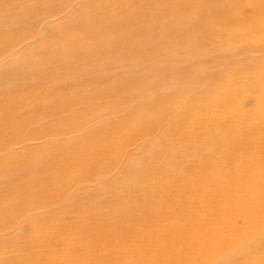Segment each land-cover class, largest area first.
Instances as JSON below:
<instances>
[{
    "label": "bare ground",
    "instance_id": "1",
    "mask_svg": "<svg viewBox=\"0 0 264 264\" xmlns=\"http://www.w3.org/2000/svg\"><path fill=\"white\" fill-rule=\"evenodd\" d=\"M262 18L264 0H0V264H264ZM22 43L60 58L17 75ZM139 68L175 75L85 117ZM162 94L186 100L173 119L137 117ZM133 118L166 164L127 185L134 150L111 143Z\"/></svg>",
    "mask_w": 264,
    "mask_h": 264
},
{
    "label": "rangeland",
    "instance_id": "2",
    "mask_svg": "<svg viewBox=\"0 0 264 264\" xmlns=\"http://www.w3.org/2000/svg\"><path fill=\"white\" fill-rule=\"evenodd\" d=\"M80 4H77L76 6H78ZM24 6H28L30 8L34 7L32 6L31 4L29 3H25ZM61 6L55 4L54 8L56 10H58ZM23 15H26L25 11L22 12ZM85 14V13H82V15ZM20 17H23L22 15ZM41 17V14H38L36 16H33L31 19H39ZM61 18H54L50 21H53L55 23H57ZM63 24H67L68 23V20L67 19H63ZM264 21V18L260 19L259 20V23L263 22ZM31 24V23H30ZM0 27H2V25L0 24ZM77 35H82L81 32H76V36ZM44 36V35H43ZM177 43V40L173 41V42H170V47H173L174 50H177V51H183L182 48H180L179 45L176 44ZM31 47L32 46H23V43L20 44L19 46H17L15 49H13L12 53L14 54H17L18 56H21V57H30L31 60H32V63L29 64V65H26V66H17L16 69H15V73L17 75H24L25 73L29 74L31 73L36 67H42V68H45L47 69L48 68V65L47 64V59L48 57H52L56 62L59 60V56H57V53H49V54H43V53H40V52H36V51H33L31 50ZM12 62H14V59L11 58L7 61H4V62H1L0 63V67H3V66H9ZM162 70V69H161ZM169 71V72H168ZM168 72L169 74H174L175 75V72L172 71V70H165L163 71L162 73H159V72H155V73H148V72H145L143 71L142 68H139L135 71V75L137 76L135 78V80H123V81H118V82H114V79L110 80V83L111 82H114L113 85L111 86H106V85H101V84H96V86L98 85L101 89H104V88H108L110 89V91L112 92V97H105V98H102V99H97L95 98L91 105H93L94 107H92L91 109H87L85 111V117L86 116H92L93 113L96 111V113L98 112L97 109L99 108H102L103 106H112L114 105L117 101H120L119 99H126L128 98L132 93L134 92H138V91H142L144 89H149L152 84L154 85L155 83L154 82H157L153 79H155V77L157 78L159 76V74H163V73H166ZM90 73V72H89ZM155 75V76H154ZM167 74H164L162 76H166ZM154 76V77H152ZM161 75L159 76V79L162 77ZM92 79V78H90ZM89 79V80H90ZM183 80H186V79H183ZM154 81V82H153ZM81 79L78 78V79H73L68 83V85H76V86H79V84L81 83ZM21 83H24V82H21ZM166 83L163 84L162 88L165 89L166 87ZM21 86V85H20ZM180 86V90L178 91V93L180 92H185L188 87H189V84L187 82H184V83H181L179 84ZM217 86V85H216ZM3 86H0V89L1 91H7L9 89H7V87H3ZM0 91V92H1ZM84 97V96H83ZM178 96L176 95L175 97H170V98H167L164 94H162L161 96H159V99L156 98V97H151L152 100H154V102L157 104V107L151 111H149L148 113H145L144 109H141V110H138L139 113L137 114V117H147L148 120L150 121H153L155 120L159 115H162L164 118L166 119H173L174 118V112L176 110L177 107L185 104L186 100H180V101H176ZM144 101H150L148 100L147 98L145 97H138L136 99V102H144ZM161 107H165V109L167 110L166 112H164ZM164 109V110H165ZM84 118V117H83ZM83 118H81L80 120H82ZM98 120H96L95 122H97ZM136 121L135 118H133L128 124H127V128L129 130L128 134H124L120 137V141H123V145L122 147L121 146H118L115 142L111 143V146L113 148H116V150L119 148H123V151L124 152H128V150L130 149H133L138 146V147H143L142 144H139L137 142H134V141H131V137L135 135V133L137 132H141L142 130H138L144 123L142 121H137V125L135 127H132V123H134ZM93 122V123H95ZM42 127L38 126V125H35L30 129L27 130V132L29 131H39L41 130ZM119 129L120 130H123L122 129V125L119 124ZM107 130V126H105L103 128V131H106ZM188 131H191V136H193L195 134V127H192L190 123H184L183 124V132H188ZM171 141V140H170ZM169 141V142H170ZM40 143V141H34V142H26L25 144H28V145H33V144H38ZM20 146L18 147H21L22 144H19ZM124 146H128V147H124ZM166 149V147H165ZM145 150V147L143 148V152ZM176 150H180V149H176ZM183 150H180V152H182ZM138 152V151H135L134 150V154L136 156V159L137 161L133 164L132 167H128L127 168V171H128V175L129 176H123L121 178L122 180V183H127V185H130V184H133L135 183V181L137 180H140V179H143V175L146 174V173H151V171H153L154 169H159L161 168L164 164H166V161L163 160L162 156H160L159 154H156V155H152V156H147L146 153L144 152ZM157 153V152H155ZM0 155L2 156V153H0ZM39 157V153L38 154H32L29 156V159L33 162H36L38 161L37 159ZM50 159V157L46 158V159H39L40 161L37 163L39 165V167H47V165H49L51 162H49L48 160ZM120 166H117V168L115 169V173L120 176ZM171 180H173V176H169L167 178H163V181H168V182H171ZM110 190H106V189H103L101 190V192L103 194H107ZM115 191V190H113ZM139 195H145L147 192L146 190H139L137 192ZM79 202L81 204H83L84 202L83 201H80ZM83 202V203H82ZM85 209L86 210H89L87 207H86V204H83ZM99 211V210H97Z\"/></svg>",
    "mask_w": 264,
    "mask_h": 264
}]
</instances>
